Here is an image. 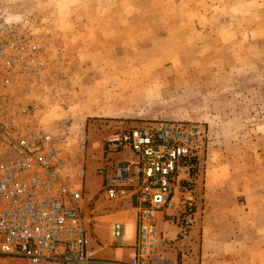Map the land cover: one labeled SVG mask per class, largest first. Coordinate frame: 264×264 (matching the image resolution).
Listing matches in <instances>:
<instances>
[{
  "label": "rangeland",
  "instance_id": "rangeland-1",
  "mask_svg": "<svg viewBox=\"0 0 264 264\" xmlns=\"http://www.w3.org/2000/svg\"><path fill=\"white\" fill-rule=\"evenodd\" d=\"M0 4L30 19L44 89L56 90L47 97L31 87L22 100L42 102L45 127L70 119L67 150L84 167L80 211L92 257L111 250L109 219H125L129 244L133 230L128 200L100 194V143L114 131L169 122L197 130L201 148L195 222L183 239L158 229L171 238L164 256L172 264H264V0ZM11 157L0 149V160Z\"/></svg>",
  "mask_w": 264,
  "mask_h": 264
},
{
  "label": "built area",
  "instance_id": "built-area-1",
  "mask_svg": "<svg viewBox=\"0 0 264 264\" xmlns=\"http://www.w3.org/2000/svg\"><path fill=\"white\" fill-rule=\"evenodd\" d=\"M43 53L30 19L0 4V149L13 154L0 160V264H170L163 253L171 238L157 223L183 239L195 222L199 132L159 122L105 136L94 173L105 202L128 200L132 242L125 244L124 218L112 219V243L130 248L127 260L92 257L80 211L84 167L67 150L70 119L45 127L42 102L22 100L46 87ZM75 149L83 159L85 138Z\"/></svg>",
  "mask_w": 264,
  "mask_h": 264
},
{
  "label": "crops",
  "instance_id": "crops-1",
  "mask_svg": "<svg viewBox=\"0 0 264 264\" xmlns=\"http://www.w3.org/2000/svg\"><path fill=\"white\" fill-rule=\"evenodd\" d=\"M114 219V218H112ZM112 219H109L112 220ZM127 220L128 219H132V218H126ZM131 221V220H130ZM109 223V222H108ZM157 226H158V229H162V228H167L168 230H170V232L174 234V229L172 227H168L166 226L164 223H161V222H158L157 223ZM107 229H108V243L106 246L110 247L111 250L108 251V254L107 256L105 255H102L100 253V256H96L94 258H105V259H110V260H119V261H126L127 260V257H128V253L130 251V248L125 246V245H122V246H118L117 244L118 243H112V240L113 238L111 237L110 233H109V225H107ZM127 238H129L131 240V236H127ZM88 240V239H87ZM126 244V243H125ZM165 256L167 255V252H164L163 253ZM168 257V256H167ZM169 258V257H168ZM170 259V258H169ZM170 264H172V261H170Z\"/></svg>",
  "mask_w": 264,
  "mask_h": 264
},
{
  "label": "bare ground",
  "instance_id": "bare-ground-1",
  "mask_svg": "<svg viewBox=\"0 0 264 264\" xmlns=\"http://www.w3.org/2000/svg\"><path fill=\"white\" fill-rule=\"evenodd\" d=\"M124 223H125V234H124V240H125V243H127V242H126V240H127L126 236H127V234H128V228H127V226H126L125 219H124ZM130 223H131L132 228H133V220H131ZM128 240H129V239H128ZM127 244H128V243H127Z\"/></svg>",
  "mask_w": 264,
  "mask_h": 264
}]
</instances>
